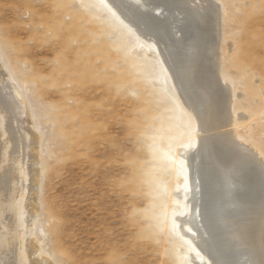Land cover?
I'll list each match as a JSON object with an SVG mask.
<instances>
[{
	"label": "rangeland",
	"instance_id": "rangeland-1",
	"mask_svg": "<svg viewBox=\"0 0 264 264\" xmlns=\"http://www.w3.org/2000/svg\"><path fill=\"white\" fill-rule=\"evenodd\" d=\"M217 1L233 128L264 158V0ZM101 2L0 0V59L32 120L21 130L30 144L19 169L28 177L17 195L20 238L36 239L53 264H200L195 232L176 230L190 112L156 52L139 49ZM0 224V264H11ZM19 250L16 264L39 256Z\"/></svg>",
	"mask_w": 264,
	"mask_h": 264
},
{
	"label": "bare ground",
	"instance_id": "bare-ground-1",
	"mask_svg": "<svg viewBox=\"0 0 264 264\" xmlns=\"http://www.w3.org/2000/svg\"><path fill=\"white\" fill-rule=\"evenodd\" d=\"M101 3L110 5L115 16L135 33L142 42L139 49L156 52L163 80L190 112L186 118L189 141L182 148L184 214L176 230L181 233L180 228L184 231L188 225L195 232L191 236L199 250L200 264H264V158L233 128L231 85L220 72L221 4L217 0ZM1 60L0 133L8 135L10 144L6 150L7 139H0V154L7 153V164L0 168V194L6 196V206L0 203V222L7 229L4 246L12 254L7 262L16 264L17 251L21 249L24 254L27 247L32 256L39 255L30 264H53L41 254L36 239L20 238L17 195L28 177H21L19 169L25 164L30 144L22 131L32 120ZM33 137L36 153L31 171L35 187L39 147L37 136ZM37 208L36 203L31 215L35 216ZM2 243L0 240V249Z\"/></svg>",
	"mask_w": 264,
	"mask_h": 264
}]
</instances>
